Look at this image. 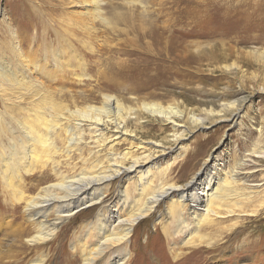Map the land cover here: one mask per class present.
<instances>
[{"label":"bare ground","instance_id":"1","mask_svg":"<svg viewBox=\"0 0 264 264\" xmlns=\"http://www.w3.org/2000/svg\"><path fill=\"white\" fill-rule=\"evenodd\" d=\"M65 2L58 0L56 18L46 19L33 6L29 9L32 14L27 11L36 34L31 43L39 41L40 31H47L48 21V28L56 29V48L39 46L43 59L32 57L21 46L23 33H14L9 24L5 33L10 41L0 44L5 47L0 56V96L12 108L0 114V219L9 214L12 220L22 221L7 236L36 251L32 264H46L61 228L77 214L96 207L93 217L73 230L70 252L78 253L79 264H129L135 227L163 207L157 224L171 243L169 255L174 261L190 256L191 250L224 249V237L229 240L238 229L246 230L244 221L264 213V176L259 182L252 180L257 172L255 160H264V145L255 147L246 160L227 165L219 164V154L207 153L190 178L175 179L173 175L191 154L182 145L190 133L186 122L193 129H202L207 123L227 121L231 128L240 124L242 103L186 113L180 103L149 101L133 94L124 99L100 88L106 81L99 83L98 79L107 76L98 73L100 78L93 80L73 44L76 41L92 51L85 38L95 33L86 19L105 24L116 35L130 34L111 28L102 9L106 0H70V4L81 5V11L63 14L60 4ZM76 14L82 17L79 22L73 19ZM119 19L124 21L122 16ZM50 23L54 26L49 27ZM131 34L136 43L149 38L162 42L153 54L147 41L142 50H130L149 58L146 67L153 63L167 69L189 59V48L178 41L188 36L184 32L135 30ZM194 52L200 54L196 62L217 58L215 48L204 54L196 47ZM69 80L89 89L73 92L67 87ZM121 80L112 75L107 83L125 89ZM154 122L171 130L157 129L156 134Z\"/></svg>","mask_w":264,"mask_h":264},{"label":"rangeland","instance_id":"2","mask_svg":"<svg viewBox=\"0 0 264 264\" xmlns=\"http://www.w3.org/2000/svg\"><path fill=\"white\" fill-rule=\"evenodd\" d=\"M106 1L108 4L102 9L105 19L112 24L111 28L128 31L130 35L119 34L120 32L116 35L105 24L88 18L86 21L95 34L85 39L92 45V51L84 50L76 41L73 43L85 59L88 73L93 80L100 78L101 74L107 76L106 79H98L101 80L99 83L106 81L104 85L102 83L99 85L100 88H105L111 94L124 99L133 94L135 97L147 98L149 101L180 103L186 113L190 111L198 113L202 108L218 110L221 105L231 102L242 103L240 124L231 128L227 121L207 123L206 128L202 129H193L186 122L190 133H187L182 145L191 154L185 156V165L183 162L175 169L173 175L175 179L181 176L190 178L198 171L207 153L212 156L219 154V164L227 165L240 159L246 160L247 155L255 147L264 145V91H262L264 89V0ZM69 2L70 0H66L65 5L60 4V12L64 14L81 11V5ZM31 6L47 19V16L55 17L58 0H0V44L6 45L10 41V36L5 33V26L9 24L14 33H23L19 38L21 46L23 44V48L30 51L28 53L32 57L41 60L43 58L39 56L41 49L39 46L47 47L49 50L56 48L53 43L56 29L48 28L50 22L48 21L45 28L47 31H40L39 41L31 43L32 36L36 35L31 30L32 26L28 20L30 13L27 11H31L29 10ZM75 16L76 18H73L75 22H79L82 18L78 14ZM120 16L124 21L119 19ZM51 25L53 24L50 23L49 27ZM135 30L152 31L155 34L164 30L184 32L188 36L177 40L189 48V59L185 64L167 69L158 65L155 67L153 63H149L150 66L146 67L149 58L140 57L131 51L142 50L145 46L143 44L147 41L152 46L153 54L158 51L155 50L162 42L149 38L136 43L132 41L136 38L135 34H131ZM25 31L30 33L25 34ZM78 33L85 35L84 32ZM172 45L176 48L178 44L174 42ZM196 47H200V52L204 54L215 48L216 60V56H212L196 62L200 56L199 52H194ZM4 48L0 45V56ZM135 57L142 63H138ZM129 64L132 65L128 67ZM91 72H94V75ZM98 73L100 76L97 75ZM112 75L123 80L121 81L125 89L119 85L112 87L107 83ZM35 78L42 80L37 76ZM69 81L68 83L73 86L69 84L67 87L73 92L82 88L89 89L87 86L79 87L74 83L75 81ZM27 103L28 101L23 103L24 106H27ZM8 105L9 103L0 96V114L12 109ZM153 125L156 134L157 129L171 130L170 126H161L157 122ZM171 147L174 149L175 145L171 144ZM176 154L179 152L174 153L172 157ZM255 161L257 172L254 173L252 180L259 182L264 176V160ZM162 208L160 210H163ZM96 211L97 208L94 207L84 211L85 213H79L61 228V232L51 246L52 251L46 264H79L78 253L70 252L69 239L73 230L85 220L91 219ZM16 213H19L20 217L21 211L18 210ZM158 213L135 227L134 235L130 240L132 260L129 264H264V213L257 218L244 221L246 230L238 229L230 235L229 240L223 236L221 242H227L224 249L221 247L214 251L200 249L198 252L191 250L190 256L185 255V258L177 261L169 255L171 243H167L160 233V225L157 224ZM18 222L22 223L19 220H12L9 214L0 219V264H32L36 259V251L30 246L7 236L19 226ZM22 226L26 227V225Z\"/></svg>","mask_w":264,"mask_h":264}]
</instances>
